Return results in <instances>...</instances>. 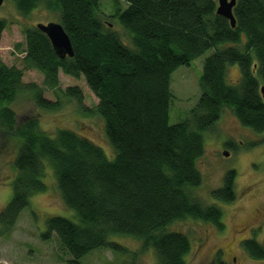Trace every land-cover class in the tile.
I'll use <instances>...</instances> for the list:
<instances>
[{
    "label": "trees",
    "instance_id": "16d2710c",
    "mask_svg": "<svg viewBox=\"0 0 264 264\" xmlns=\"http://www.w3.org/2000/svg\"><path fill=\"white\" fill-rule=\"evenodd\" d=\"M11 1L22 16L38 7L57 15L73 56L60 59L45 34L28 27L23 31V69L40 72L44 87L56 97L60 93L80 104L79 88L61 90L57 74L61 70L82 76L98 99L94 111L103 120L114 158L69 129L47 134L35 116L17 122L9 105L21 96L47 111L57 109L60 101L45 99L43 88L22 81L23 69L0 61V133L17 147L12 196L0 210V233L9 232L33 193L46 189L42 177L47 162L61 200L79 220L46 219L43 238L56 235L61 248L73 256L68 264H80L78 259L94 248L117 249L109 240L114 235L153 248L156 264H186L189 238L168 231L171 223L192 218L220 231L225 227L221 209L201 204L190 192L202 180L196 165L204 151L202 132L226 108L241 125L264 133L258 90L264 85V0H236L234 27L216 14L215 0H124V9L112 0L111 18L127 33L131 47L105 28L99 0ZM6 28L0 18V36ZM210 49L198 78L196 105L170 124L172 72ZM228 65L238 66L236 85L226 82ZM225 146L233 148L231 142ZM234 178V171L224 175L222 185L210 193L213 200H235ZM241 245L252 258L264 259L262 242L246 239Z\"/></svg>",
    "mask_w": 264,
    "mask_h": 264
},
{
    "label": "rangeland",
    "instance_id": "374dc122",
    "mask_svg": "<svg viewBox=\"0 0 264 264\" xmlns=\"http://www.w3.org/2000/svg\"><path fill=\"white\" fill-rule=\"evenodd\" d=\"M124 9V0H117ZM115 6L112 0H99V11L105 28L116 32L121 41L131 47L127 33L111 18ZM0 18L5 19L7 28L0 36V61L6 66L23 69L25 55L23 31L37 23L58 22L57 15L38 7L27 16L20 15L11 0H4L0 6ZM18 45V47H17ZM225 46V45H224ZM212 49L193 59L189 65H181L170 76L169 122L182 120L199 98L198 78L202 64ZM58 87H77L82 93V103L58 93L56 97L43 85V76L34 69H23L22 81L34 83L42 90L49 101H60L55 110H44L25 95L19 97L10 108L16 114L17 122L27 117L38 118L39 126L47 134L53 135L58 129H69L90 139L100 146L108 159L114 158V150L104 133L102 118L95 113L98 102L85 79L66 75L58 71ZM240 73L237 65L226 67V82L236 85ZM262 85V84H261ZM204 151L196 162L202 180L191 188V194L203 205L215 204L222 211L225 225L222 231L213 225L192 218L171 223L168 231L187 235L190 241L189 252L185 255L186 264H211L214 251L219 252L222 264H264V259L252 258L242 247L241 242L254 239L264 244V133L241 125L228 109H224L209 130L202 132ZM231 142L233 148H226ZM228 152L224 155L223 152ZM17 153L14 141L0 133V210L12 196V181L16 170L13 161ZM235 172L233 181L236 198L232 203L213 200L211 191L222 185L224 175ZM42 182L46 189L33 193L29 204L20 211L9 232L0 233V264H68L73 258L70 252L62 249L53 233H46V219L49 216L64 217L78 223L75 211L67 208L55 187V177L49 163L45 162ZM2 227L0 226V232ZM117 249L102 246L94 248L78 259L80 264H156L157 256L151 247L143 248L141 241L122 235L109 239Z\"/></svg>",
    "mask_w": 264,
    "mask_h": 264
},
{
    "label": "water",
    "instance_id": "95a60500",
    "mask_svg": "<svg viewBox=\"0 0 264 264\" xmlns=\"http://www.w3.org/2000/svg\"><path fill=\"white\" fill-rule=\"evenodd\" d=\"M4 0H0V6ZM217 15L226 18L231 27L235 26V20L232 14V8L235 5L236 0H215ZM35 27L41 31L49 40L54 53L60 58L72 57L73 50L70 39L64 31L62 25L59 22H48L46 24L37 23ZM259 95L264 104V85L259 86ZM224 155H228V152L224 151Z\"/></svg>",
    "mask_w": 264,
    "mask_h": 264
},
{
    "label": "flooded vegetation",
    "instance_id": "af4514ba",
    "mask_svg": "<svg viewBox=\"0 0 264 264\" xmlns=\"http://www.w3.org/2000/svg\"><path fill=\"white\" fill-rule=\"evenodd\" d=\"M213 253H214V255H213L212 259H211V264L219 263V262H218V259H217V255L220 256V255H219V252L217 253V250H215ZM220 260H221V259H220ZM220 262H221V261H220Z\"/></svg>",
    "mask_w": 264,
    "mask_h": 264
}]
</instances>
